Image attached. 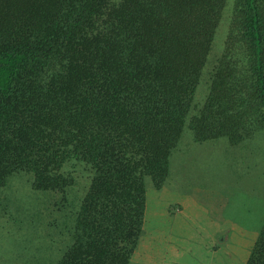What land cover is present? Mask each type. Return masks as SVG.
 Instances as JSON below:
<instances>
[{
	"label": "trees",
	"instance_id": "16d2710c",
	"mask_svg": "<svg viewBox=\"0 0 264 264\" xmlns=\"http://www.w3.org/2000/svg\"><path fill=\"white\" fill-rule=\"evenodd\" d=\"M224 2L0 0V188L18 179L70 215L55 264L127 263L145 185L166 179L185 128L197 141L260 131L264 164V0H232L193 101ZM78 168L89 182L69 212ZM244 264H264V215Z\"/></svg>",
	"mask_w": 264,
	"mask_h": 264
},
{
	"label": "rangeland",
	"instance_id": "374dc122",
	"mask_svg": "<svg viewBox=\"0 0 264 264\" xmlns=\"http://www.w3.org/2000/svg\"><path fill=\"white\" fill-rule=\"evenodd\" d=\"M231 8L232 0H225L193 96L197 105L206 93L204 72L223 48ZM262 138L252 131L233 142L223 136L197 141L185 128L166 179L145 185L141 230L126 264L144 253L151 257L160 246L173 256L183 245L190 264H244L264 215ZM69 171L73 183L66 196L74 201L61 207L72 212L89 177L83 169ZM14 182L0 188V264H55L70 243V215L63 218L39 191Z\"/></svg>",
	"mask_w": 264,
	"mask_h": 264
},
{
	"label": "crops",
	"instance_id": "0c3cea01",
	"mask_svg": "<svg viewBox=\"0 0 264 264\" xmlns=\"http://www.w3.org/2000/svg\"><path fill=\"white\" fill-rule=\"evenodd\" d=\"M160 242L159 239L156 240V243ZM172 246V245H171ZM185 245L181 248L175 250V254L172 256L169 254V250L167 253V249H162L160 247H156L155 253L153 252L151 257L144 253L139 258H134L135 264H190L192 255L189 252L185 251ZM165 251V252H164Z\"/></svg>",
	"mask_w": 264,
	"mask_h": 264
}]
</instances>
